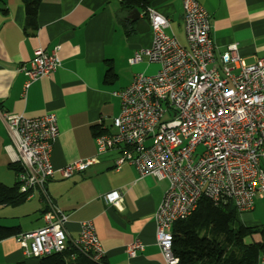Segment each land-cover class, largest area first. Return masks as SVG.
<instances>
[{"label": "built area", "instance_id": "2783aa9c", "mask_svg": "<svg viewBox=\"0 0 264 264\" xmlns=\"http://www.w3.org/2000/svg\"><path fill=\"white\" fill-rule=\"evenodd\" d=\"M153 33L149 49L136 51L132 65L157 64L153 75L136 73L132 83L115 92L121 100L113 119V132L95 136L97 155L119 150L116 168L134 166L141 177L152 176L162 187V200L154 215L156 243L166 264H178L173 253V225L189 217L202 197L215 204L231 200L240 214L254 211L264 193V58L247 64L230 46L215 64L210 36L211 19L197 0H182L185 44L165 33L169 20L148 7ZM60 46L38 49L21 67L24 92L60 66ZM12 144L7 152L21 171V192L44 190L57 174L68 179L85 172L95 160L88 158L55 169L53 144L59 136L55 114L37 118L3 116ZM30 195V196H31ZM118 213L124 212L123 195L104 196ZM38 230L16 237L23 256L63 253L68 247V216L51 205ZM94 261L104 252L91 222H83L77 240L70 244ZM135 240L129 257L142 250Z\"/></svg>", "mask_w": 264, "mask_h": 264}, {"label": "crops", "instance_id": "0c3cea01", "mask_svg": "<svg viewBox=\"0 0 264 264\" xmlns=\"http://www.w3.org/2000/svg\"><path fill=\"white\" fill-rule=\"evenodd\" d=\"M197 1L211 19L217 67L232 45L247 64L264 58V0ZM0 2L7 10L0 11V183L12 187L18 182L10 167L13 163L7 148L12 140L4 115L57 116L59 136L51 151L55 169L88 158L95 160L85 172L68 179L56 174L43 191L35 190L23 204L35 205L34 215L14 226L21 227L23 233L38 230L53 205L68 216L64 226L68 244L78 239L83 222H91L108 264H166L156 243L154 220L162 187L152 176L141 177L130 164L116 168L117 149L97 155L94 136L95 127L114 131L113 119L121 107L114 93L127 88L136 73L153 75L159 69L147 61L130 63L136 51L149 49L153 43L146 13L139 10L148 26L132 21L130 13L122 11L120 0H41L35 27L27 31L33 34L27 35L22 1ZM150 8L169 20L165 33L184 45L182 0H151ZM125 17L132 22L130 34L123 25ZM55 45L60 46V66L24 92L26 76L21 67L36 50ZM109 69L112 76L106 81ZM113 191L123 195V213L104 200ZM258 198L264 200L257 197L254 210ZM240 220L247 226H259L243 214ZM137 239L143 249L131 258L127 248ZM253 239L260 240L259 236ZM27 258L16 237L0 242V264H17Z\"/></svg>", "mask_w": 264, "mask_h": 264}, {"label": "trees", "instance_id": "16d2710c", "mask_svg": "<svg viewBox=\"0 0 264 264\" xmlns=\"http://www.w3.org/2000/svg\"><path fill=\"white\" fill-rule=\"evenodd\" d=\"M26 18V32L34 29L41 0H21ZM151 0H120L122 11L134 9L146 12ZM0 11L6 13L0 2ZM128 34L132 33V22L123 20ZM27 35H32L33 33ZM109 69L106 81L111 77ZM104 131L94 128V136ZM16 176L21 168L11 164ZM30 192H21L20 184L8 187L0 183V207H18L27 202ZM240 213L231 200L217 204L202 197L196 210L186 219L173 225V253L178 264H264V225L247 226L240 220ZM19 226L0 225V242L22 234ZM259 236L260 240L253 238ZM17 264H108L105 257L94 261L87 254L68 244L63 253L43 257H30Z\"/></svg>", "mask_w": 264, "mask_h": 264}, {"label": "rangeland", "instance_id": "374dc122", "mask_svg": "<svg viewBox=\"0 0 264 264\" xmlns=\"http://www.w3.org/2000/svg\"><path fill=\"white\" fill-rule=\"evenodd\" d=\"M264 197V193H263ZM3 211H0V225L3 226H14L19 222H24L30 217H32L34 214H32L34 211H36V207L33 204H25L22 207L13 208V207H6L2 209ZM16 212L17 215H16ZM23 215H30L25 216ZM244 217H250L253 222L259 223L258 225H264V200L257 199L256 201V209L252 212L243 214ZM37 215L34 217L36 218Z\"/></svg>", "mask_w": 264, "mask_h": 264}, {"label": "water", "instance_id": "95a60500", "mask_svg": "<svg viewBox=\"0 0 264 264\" xmlns=\"http://www.w3.org/2000/svg\"><path fill=\"white\" fill-rule=\"evenodd\" d=\"M140 14L141 13L138 9H134L130 12L129 18L134 22H138L139 24L143 23L144 25L148 26L147 20L140 18Z\"/></svg>", "mask_w": 264, "mask_h": 264}]
</instances>
